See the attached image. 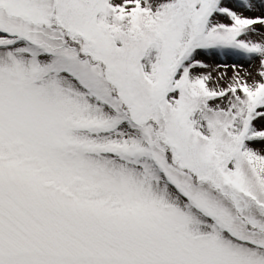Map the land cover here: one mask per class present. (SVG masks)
Returning <instances> with one entry per match:
<instances>
[{"label":"snow or ice","instance_id":"snow-or-ice-1","mask_svg":"<svg viewBox=\"0 0 264 264\" xmlns=\"http://www.w3.org/2000/svg\"><path fill=\"white\" fill-rule=\"evenodd\" d=\"M0 264H264V0H0Z\"/></svg>","mask_w":264,"mask_h":264}]
</instances>
